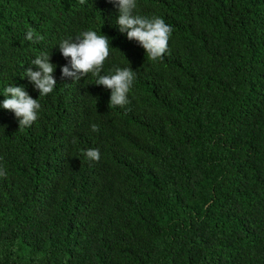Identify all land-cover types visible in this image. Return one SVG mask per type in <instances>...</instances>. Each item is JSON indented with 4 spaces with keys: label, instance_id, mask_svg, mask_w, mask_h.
Here are the masks:
<instances>
[{
    "label": "trees",
    "instance_id": "trees-1",
    "mask_svg": "<svg viewBox=\"0 0 264 264\" xmlns=\"http://www.w3.org/2000/svg\"><path fill=\"white\" fill-rule=\"evenodd\" d=\"M133 14L171 26L161 59L111 0H0V264H264V0ZM86 30L109 37L102 75L135 73L122 107L61 75L60 42ZM43 52L56 86L39 97L24 72ZM9 85L39 100L30 127L2 107Z\"/></svg>",
    "mask_w": 264,
    "mask_h": 264
},
{
    "label": "clouds",
    "instance_id": "clouds-1",
    "mask_svg": "<svg viewBox=\"0 0 264 264\" xmlns=\"http://www.w3.org/2000/svg\"><path fill=\"white\" fill-rule=\"evenodd\" d=\"M118 7L116 23L121 33L126 32L129 40L137 41L146 51L152 61L161 59L168 50V42L172 33L170 25L160 17H142L134 15L136 0H111ZM42 40L43 37L29 29L26 39L33 41ZM61 54L65 58H71L70 64L61 67L62 77H71L79 81L81 77L91 73L96 76L97 85H103L111 90L109 106H124L128 103L127 94L135 80V73L131 68H116L111 74H101L103 65L109 56V37L98 35L96 31L86 30L75 39H64L59 44ZM31 63L39 69L33 71L28 68L24 75L39 91V97L51 93L56 86L53 76L56 65L50 62V53L43 52ZM6 98L2 107L11 110L18 119L19 128L30 127L38 118V110L41 108L38 99L32 98L23 86L9 85L5 89ZM93 131H98V126L92 125ZM85 156L92 161H99L98 149H89ZM6 175L0 170V176Z\"/></svg>",
    "mask_w": 264,
    "mask_h": 264
}]
</instances>
